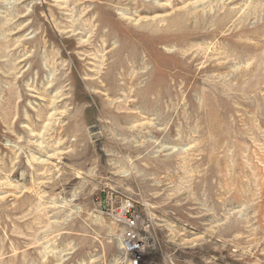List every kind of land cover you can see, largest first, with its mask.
Segmentation results:
<instances>
[{
  "label": "rangeland",
  "instance_id": "374dc122",
  "mask_svg": "<svg viewBox=\"0 0 264 264\" xmlns=\"http://www.w3.org/2000/svg\"><path fill=\"white\" fill-rule=\"evenodd\" d=\"M264 264V0H0V264Z\"/></svg>",
  "mask_w": 264,
  "mask_h": 264
},
{
  "label": "built area",
  "instance_id": "2783aa9c",
  "mask_svg": "<svg viewBox=\"0 0 264 264\" xmlns=\"http://www.w3.org/2000/svg\"><path fill=\"white\" fill-rule=\"evenodd\" d=\"M139 215L134 209H128L124 214V219L128 232L125 233L123 246L131 253L134 252V258L131 264H140V255L143 253V239L139 227Z\"/></svg>",
  "mask_w": 264,
  "mask_h": 264
},
{
  "label": "bare ground",
  "instance_id": "6f19581e",
  "mask_svg": "<svg viewBox=\"0 0 264 264\" xmlns=\"http://www.w3.org/2000/svg\"><path fill=\"white\" fill-rule=\"evenodd\" d=\"M128 252H129V250H128ZM129 253H131V252H129ZM132 253H134V252H132Z\"/></svg>",
  "mask_w": 264,
  "mask_h": 264
}]
</instances>
